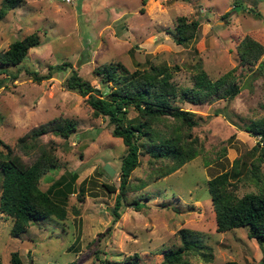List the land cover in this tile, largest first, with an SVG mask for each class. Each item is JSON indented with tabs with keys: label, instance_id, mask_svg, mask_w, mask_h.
I'll return each mask as SVG.
<instances>
[{
	"label": "rangeland",
	"instance_id": "1",
	"mask_svg": "<svg viewBox=\"0 0 264 264\" xmlns=\"http://www.w3.org/2000/svg\"><path fill=\"white\" fill-rule=\"evenodd\" d=\"M178 15L196 21L194 35L183 44L171 35ZM31 32L38 35V44L29 47L18 63L0 64V149L7 144L26 164L41 147L51 149L55 166L39 177L41 189L61 175L66 179L70 171L77 176L62 219L30 221L23 232L12 236V218L0 211L1 264H9L13 250L21 264L29 260L30 264H117L133 254L140 264H158L162 250L180 244V227L195 231L208 247L209 260L198 253L186 254L192 263L224 264L233 259L239 264H264V240L247 237L246 226L214 229L207 190V179L234 162L239 172L233 187L237 195L264 188V159L257 161L252 151L260 137L243 128L264 122V0H20L0 15V50ZM246 34L263 50L255 62L242 64L236 46ZM108 61L120 62L128 70L159 62L173 66L169 81L176 95L171 104L199 116L190 128L197 154L158 177L152 170L157 163L139 154L128 184L146 183L124 193L117 216L111 207L125 145L111 135L106 117L91 114L87 95L64 86L65 77L75 70L90 85L104 89L92 70ZM197 66L212 81L223 77L235 83L238 92L230 99L198 104L178 98L182 89L192 86ZM33 71L51 73L35 80ZM126 115L133 116L134 110L127 108ZM53 117L73 119L74 130L65 137L46 132L34 139L24 137L23 144L19 141ZM252 161L257 162V176L251 177L246 169ZM105 163L112 173L103 169ZM102 183L114 189L107 190ZM132 199L138 207L127 202Z\"/></svg>",
	"mask_w": 264,
	"mask_h": 264
},
{
	"label": "trees",
	"instance_id": "2",
	"mask_svg": "<svg viewBox=\"0 0 264 264\" xmlns=\"http://www.w3.org/2000/svg\"><path fill=\"white\" fill-rule=\"evenodd\" d=\"M19 1L0 0V15ZM195 28V20L187 22L183 15H178L171 35L176 43L183 44L192 38ZM38 42L39 37L34 32L14 39L7 48L0 50V64L18 63L25 57L27 49ZM262 50V45L247 34L236 46L238 60L242 64L255 62ZM55 67L61 69L63 65L56 64ZM172 67L159 62L128 70L120 62L100 63L94 66L92 72L98 76V81L105 85L104 89L90 85L75 70L64 79V86L67 89H72L82 96L87 95L85 101L91 107V114L106 117L107 124L111 126V135L120 137L125 145V153L119 164L118 191L111 207L113 215L117 216L119 213L117 208L121 200H124V193L127 190L146 183L145 180H141L134 185L128 184L130 171L138 164L139 154H147L151 163H157L152 170L155 177H158L178 168L198 152L197 140L195 136L190 135V128L197 123L199 116L170 102L176 95V88L169 81ZM195 68L198 70L193 75L192 86L182 89L177 95L178 98L198 104L218 98L230 99L238 92L235 83L224 81L223 77L212 81L205 71L198 66ZM0 71L3 69L0 68ZM50 73L51 71H47L45 74L37 75L33 71V78L40 80L50 76ZM109 82L113 84L108 85ZM129 107L134 110L133 116L126 115ZM74 128L73 119L53 117L45 124L25 132L19 137V141L22 140L23 144L27 137L34 139L46 132L65 137ZM243 128L259 135L260 144L256 141L252 145V151H256L254 158L257 161L264 159V122L244 124ZM24 137L26 138L23 139ZM3 147L4 149H0V211L12 218L10 235L17 236L25 230L28 222L33 220L49 216L64 218L67 197L73 191L76 172H68L66 179L61 175L60 179L52 180L46 189H41L37 184L39 177L55 166L52 150L41 147L35 158L26 164L17 154L11 152L7 144ZM236 163L234 162L230 169H224L207 179V190L214 214V229L223 231L246 226L247 237L258 241L264 240V188L237 195L233 190L239 177ZM246 170L247 176H257V162L252 161L251 167ZM102 185L107 190L114 189L110 184ZM79 190L83 191V187L80 186ZM127 202L135 207L139 206L136 199ZM178 235L180 244L162 250L158 264H195L187 259L188 253L193 255L198 253L203 259L209 260L210 253L206 251L208 247L195 231L180 227ZM135 257L136 254H133L129 260L123 263L119 261L117 264H140ZM263 261L264 256L261 258V262ZM9 264H21L17 251L10 252ZM224 264L239 263L228 259Z\"/></svg>",
	"mask_w": 264,
	"mask_h": 264
},
{
	"label": "water",
	"instance_id": "3",
	"mask_svg": "<svg viewBox=\"0 0 264 264\" xmlns=\"http://www.w3.org/2000/svg\"><path fill=\"white\" fill-rule=\"evenodd\" d=\"M103 169L107 172V173H112L113 172V168L108 164V163H105L103 165ZM30 260H29V264H30Z\"/></svg>",
	"mask_w": 264,
	"mask_h": 264
}]
</instances>
